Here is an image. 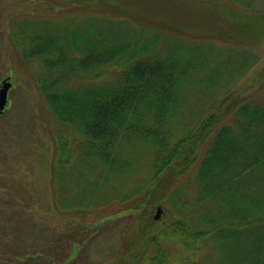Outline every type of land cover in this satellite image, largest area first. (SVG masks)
I'll return each instance as SVG.
<instances>
[{
    "label": "trees",
    "instance_id": "trees-1",
    "mask_svg": "<svg viewBox=\"0 0 264 264\" xmlns=\"http://www.w3.org/2000/svg\"><path fill=\"white\" fill-rule=\"evenodd\" d=\"M47 1L53 6L54 0ZM67 1L69 9L83 8L69 15L68 25L22 30L27 34L22 55L42 64L36 81L43 101L58 122L81 137L54 136L58 198L50 201V209L68 213L89 205L98 211L115 208L112 202L134 209L136 222L121 239L125 264H264V100L259 91L245 93L239 85L255 60L243 54L234 62L233 48L210 41L234 36L237 48L253 44L239 34L263 29L264 12L235 8L250 22H239L238 29L234 22L217 21V2L194 0L205 22H194L189 13L188 26L164 20L162 33L179 31L180 37L168 35L170 43L161 51L160 33H149L148 25L134 32L111 26L114 20L106 15L111 6L105 2L112 0ZM89 7L100 13L88 14ZM102 75L113 80L98 82ZM221 86L203 109L186 111L195 99L188 88L205 95ZM263 86L264 80L258 88ZM45 142L51 146L49 139ZM194 164V200L182 198L180 187L166 195L164 174L183 175ZM132 173L140 178L132 179ZM69 179L79 198L71 206ZM87 190L93 195L84 201ZM167 204L172 215L167 220L151 215L155 206L163 210ZM10 206L0 204V264H44L42 259L70 264L67 246L59 250V263L50 248L17 253L14 245H32L34 238L23 208ZM13 214L16 218L9 217ZM20 216L25 217L21 226H14Z\"/></svg>",
    "mask_w": 264,
    "mask_h": 264
},
{
    "label": "rangeland",
    "instance_id": "rangeland-1",
    "mask_svg": "<svg viewBox=\"0 0 264 264\" xmlns=\"http://www.w3.org/2000/svg\"><path fill=\"white\" fill-rule=\"evenodd\" d=\"M55 1L59 4L54 5ZM213 1L217 2V6L214 7L218 10L215 16L217 21L223 25L234 22L238 29H240L239 22L249 21L235 13V8L256 14L264 12V0H242L241 3L234 0ZM98 2L102 3L101 0ZM108 2L105 4H110L111 8L106 15L116 23L111 26L121 32H123L122 29H132L134 32L139 28L138 25H148L149 33L153 35L160 33L158 40H160L161 51H165L170 43L167 39L168 35L173 33L177 39L180 37L179 31H171L167 35L162 33L160 24L164 23V20L167 21L165 24L188 26L192 21H189L185 14L189 13L195 18L194 22L199 24L205 22L203 17L205 14L197 7L194 0H112ZM52 3L53 6L47 0H0V82L9 77L12 83L8 91V102L0 115V138L2 140L0 143V204L8 201L16 209L14 204L19 203L31 224L34 242L32 245L28 242L14 245V247L19 246L17 253L26 249L31 250V248H50V253L54 257L52 260L59 263V250L67 246L69 254L71 253L69 258H73L70 264H125L124 259L127 256L123 254L125 249H121L124 246L121 239L123 231L133 228L136 222L134 209L125 210L123 205L117 206L114 202L112 206L115 208L107 205L105 209L100 208L98 211L97 206L89 205L83 210L73 209L68 213L63 211L59 213L53 208L50 209V201L58 198L54 191L57 185L53 182L57 172V167L54 166L56 156L54 136L60 134L62 137L71 136L78 140H81V137L69 125L58 122L43 101L36 81L38 73L42 72V64L35 58H26L22 55V40L27 35L22 30L27 27L44 25H51L53 29L58 28L69 24V15L83 13V8L69 9L67 0H54ZM98 13L100 12L97 9L88 8V14ZM247 25H250V22ZM263 33L264 28H260L250 35L239 34L241 37L244 36L243 38L252 40L253 43L239 48L234 45L236 44L234 36H231V40L227 42L210 39L217 46H225L222 49L233 48L231 60L234 62L238 56L243 54L250 55V59L254 58L255 61H252L253 63L246 70L239 85L245 93L259 91V100H264V86L258 88L264 80ZM135 34L137 33H133ZM198 41L201 42V40ZM96 80L110 83L113 78L109 75H102ZM66 87H69L68 83ZM221 89L224 87L221 86V88L210 90L205 95H200L196 94L197 88H188V96L196 100L192 99L190 106L185 108L186 111L194 113L203 109ZM47 139L51 146L45 142ZM72 143L75 144V141ZM142 167L141 163L140 168ZM196 168L197 164H194L183 175L173 176L170 172L165 173L162 180L163 192L169 195L172 189L180 187L184 191L181 194L182 198L194 200ZM97 175L98 173L95 178L99 180ZM139 175L132 173V179L140 178ZM67 186L69 187V206H71L73 201H79V198L74 195L77 190L73 186V180L69 179ZM133 186L136 187L137 183ZM90 192L87 190L84 201L93 195ZM157 206L161 207V205ZM157 206L151 209V215L155 214ZM166 206L169 209L162 207L161 212L163 213L158 217L164 218L163 221L172 216L168 215L170 205ZM38 208L41 211L40 216L36 214ZM106 211L108 215H104ZM6 215L7 212H3V217ZM9 217L16 218V214ZM23 219L25 217L20 216L13 225L21 226L20 222ZM44 229H53L55 234H45ZM47 242H51L49 246ZM122 255H124L123 258H121ZM42 262L50 264L46 259H42Z\"/></svg>",
    "mask_w": 264,
    "mask_h": 264
},
{
    "label": "water",
    "instance_id": "water-1",
    "mask_svg": "<svg viewBox=\"0 0 264 264\" xmlns=\"http://www.w3.org/2000/svg\"><path fill=\"white\" fill-rule=\"evenodd\" d=\"M10 86H11V82L7 78H4L1 80L0 82V111L4 109L5 104L7 103V99H8L7 93H8V89L10 88ZM161 210L162 209L160 206L156 207V211L154 214L155 219L159 217Z\"/></svg>",
    "mask_w": 264,
    "mask_h": 264
}]
</instances>
